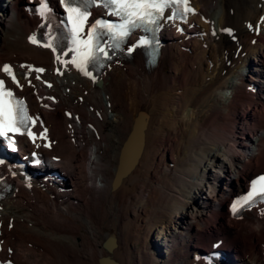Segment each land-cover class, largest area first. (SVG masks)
<instances>
[{"label": "bare ground", "instance_id": "6f19581e", "mask_svg": "<svg viewBox=\"0 0 264 264\" xmlns=\"http://www.w3.org/2000/svg\"><path fill=\"white\" fill-rule=\"evenodd\" d=\"M4 2L0 63L49 66V52L25 42V1ZM191 2L190 26L163 31L154 65L132 51L97 86L48 74L49 162L66 182L11 183L0 264H196L191 250L221 233L232 264H264V219L227 220L225 208L264 170V0ZM139 141L132 167L116 173L120 150L124 162Z\"/></svg>", "mask_w": 264, "mask_h": 264}, {"label": "snow or ice", "instance_id": "6c2138e0", "mask_svg": "<svg viewBox=\"0 0 264 264\" xmlns=\"http://www.w3.org/2000/svg\"><path fill=\"white\" fill-rule=\"evenodd\" d=\"M60 3L66 13L61 23L67 26V38L71 45L68 50L74 53L70 61L62 62L72 63L84 75L93 79L92 73L105 66L104 62L110 59V52L120 48L133 31L143 29L145 32H155L160 26V21L165 18L166 10L173 6L175 11L169 13V16L182 18L188 13L195 14L189 6V0H101L108 14L118 22L97 18L89 24L91 9L96 5V0H60ZM34 12L45 20L46 25H50L55 18L54 10L50 8L48 0H40L39 7L34 9ZM48 35L49 38L44 43L40 42L42 37L38 38L36 35L30 37V42L51 48L53 52H57L60 48L61 53L67 55L60 46L58 38L53 36L51 31ZM148 43L147 40L141 41V44ZM57 59L60 60L59 55ZM2 71L7 74L12 84L17 88L21 87L10 65H3ZM32 71L42 73L44 69L36 68ZM39 78L37 75L36 79ZM37 120L38 117L29 115L25 102L16 96L4 79L0 78V139L5 142L4 146L15 149L16 136L27 135L33 142L37 138H46V129L39 137L31 131ZM3 162V159H0V164ZM256 198L264 201V175L252 182L248 194L233 203V214L251 207L257 202Z\"/></svg>", "mask_w": 264, "mask_h": 264}, {"label": "water", "instance_id": "95a60500", "mask_svg": "<svg viewBox=\"0 0 264 264\" xmlns=\"http://www.w3.org/2000/svg\"><path fill=\"white\" fill-rule=\"evenodd\" d=\"M140 145H141V141H139L138 143H135V145L133 147V150H132V153L130 155H127V157L125 158L124 162H121V160H122V156H121L122 151L120 150L116 173L125 174L128 171V169L130 167H132V165L134 164V162L136 160L137 154L139 152ZM102 247L106 251L110 250V246L107 243L103 242L102 243ZM107 263H108V258L107 257L104 256V257H101V258L99 257L98 258V264H107ZM112 264H116V262L115 263L112 262Z\"/></svg>", "mask_w": 264, "mask_h": 264}, {"label": "rangeland", "instance_id": "374dc122", "mask_svg": "<svg viewBox=\"0 0 264 264\" xmlns=\"http://www.w3.org/2000/svg\"><path fill=\"white\" fill-rule=\"evenodd\" d=\"M5 1H6V0H5ZM24 1H25V0H21V4H23ZM5 3H6V2H4V0H3V4H1V2H0V5L3 6V8H5V5L7 4V3H6V4H5ZM230 36H232V39H233V38H236V37L233 36V34H231ZM251 45H253V44H251ZM91 130H93V129L91 128ZM93 131H94V130H93ZM225 208H226V206H225ZM171 222H173V224H174L175 222H178V219H177L176 217H173ZM0 228H1V227H0ZM155 236H156V234L154 233V234H153V239H155ZM126 242H128V239L126 240ZM157 243H158V242H156V244H157ZM205 243H206V242H205ZM137 244L139 245V243H137ZM7 250H8V249H7ZM8 252H10V251H8ZM28 259H34V258H33V257H29ZM39 259L42 260V257H39Z\"/></svg>", "mask_w": 264, "mask_h": 264}]
</instances>
